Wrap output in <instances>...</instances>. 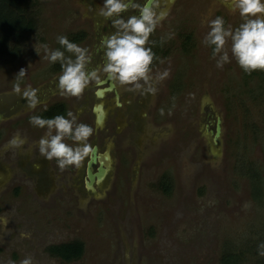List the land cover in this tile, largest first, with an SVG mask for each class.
Listing matches in <instances>:
<instances>
[{
  "label": "rangeland",
  "instance_id": "rangeland-1",
  "mask_svg": "<svg viewBox=\"0 0 264 264\" xmlns=\"http://www.w3.org/2000/svg\"><path fill=\"white\" fill-rule=\"evenodd\" d=\"M99 1L13 0L39 26L20 57L0 64V144L8 140L0 148V264L25 258L33 264H264L258 254L264 242V89L231 56L230 42V62L222 69L202 42L210 30L206 21L222 16L233 28L242 22L229 0H184L178 20L188 28L156 30L147 45L158 58L153 75L165 69L170 75L155 84V95L116 83L118 95L103 98L102 127V113L97 122L92 110L102 100L96 88L90 84L80 98H66L78 121L94 128L91 145L110 156L103 182L86 186L88 157L64 171L55 160L33 165L45 131L29 118L43 117L45 108L28 107L13 90L16 77L24 69L21 88L38 89L39 100L43 91L61 92V64L46 59L43 45L65 51L57 42L65 35L91 53L95 28L105 21L93 9ZM186 35L191 42H184ZM218 117L223 152L216 158L211 143ZM14 137L38 146L9 147ZM68 243H82V256L65 261L51 251Z\"/></svg>",
  "mask_w": 264,
  "mask_h": 264
},
{
  "label": "clouds",
  "instance_id": "clouds-1",
  "mask_svg": "<svg viewBox=\"0 0 264 264\" xmlns=\"http://www.w3.org/2000/svg\"><path fill=\"white\" fill-rule=\"evenodd\" d=\"M229 3L234 12L238 11L242 22L233 28L231 25L226 26L222 16L206 21L210 30L202 41L203 44L212 47L217 68L222 69L230 62L229 51L226 50V44L230 42L231 56L244 72L251 74L264 71V0H229ZM130 10L138 15L124 18L123 14ZM99 14L106 20H111L115 29L102 41L105 57L102 66L89 70L93 59L89 49L70 42L65 35L57 37V42L65 51L53 50L47 44L43 45L46 59L50 63L61 64V94L80 98L91 83H100L102 76H106L114 83L127 87L129 91L155 95L158 91L155 84L164 81L170 75V69L156 71L153 75V62L158 58L147 45L150 43V36L165 19L166 13L158 12L151 0H146L144 4L137 3L136 0H104ZM65 52L70 55H65ZM26 74L24 69L20 70L13 90L18 95L22 93L28 107L34 110L40 103L38 89L30 85L22 89L19 83ZM29 123L45 130L39 141V152L46 160H55L61 171L68 167L79 168L94 152L89 142L94 135V128L79 122L72 111H68L66 116L56 115L53 118L32 115ZM24 142L19 137H14L9 141V147H20ZM258 254L264 257V242L258 245ZM20 264L33 262L30 258H25Z\"/></svg>",
  "mask_w": 264,
  "mask_h": 264
},
{
  "label": "flooded vegetation",
  "instance_id": "flooded-vegetation-1",
  "mask_svg": "<svg viewBox=\"0 0 264 264\" xmlns=\"http://www.w3.org/2000/svg\"><path fill=\"white\" fill-rule=\"evenodd\" d=\"M166 1L169 2L168 5H166ZM195 1H197V0H194L193 2H195ZM103 2H104V0H102V2L99 1V3L94 2V8L93 9L97 10L96 13L99 16H101L99 14V8L103 5ZM136 2L140 3V4H144L146 2V0H136ZM151 2L153 5L156 6L158 12L162 11L163 13H166V18L164 19L165 23L160 24L156 30H158L160 32L163 30L176 32V30L177 31L180 29L185 30L188 28V27H184L186 22H179V20H178L179 14L183 13L182 7L185 5L184 0H182L180 2H179V0H164V1L163 0H151ZM183 11H184V9H183ZM136 14L138 15V13H136L135 11L130 10L129 12L124 13L123 16H124V18H127L128 16L136 15ZM104 20H105L104 22L98 23V25H99L98 29L95 28V36H94V40H93L94 46H93L92 51H91V55H92L93 59H92L91 65H89V70H92L93 68L100 67L105 62L104 48L102 46V41L105 40L108 36H110L115 31V29L112 26L111 20H106L105 18H104ZM161 23H163V22H161ZM191 41H192V38H190L189 35H186L184 38V42L188 43ZM163 56H165V54H163ZM156 60H158V59H156ZM104 83H106V86H103ZM91 86H92V89L96 88V92H95L96 98L99 99V97H102V100H100L99 102H95L93 104V108H92L93 112L97 113V122H98L99 113L104 114V110L106 108L105 102L107 100H105V101L103 100V98L106 95V92H107V94H109L111 92H115L116 96H117L118 95V86L116 83H114L113 81L108 79L106 76H102L100 83L93 82V83H91ZM103 91H105V92L103 93ZM41 95H42L41 96L42 99L39 100L40 101L39 104H41L45 108L42 111L43 118H53L54 116L51 117L49 113L51 111L57 110L58 109L57 106H60V107L63 106L65 108V114L64 115L66 116L67 112L69 111L68 108L72 107V105H73L72 101H70V100L67 101L66 100L67 97L63 96L60 91L55 92L54 90H50V91L46 90V91L41 92ZM57 97H61V98L57 99ZM118 104L120 106L122 105V103L119 102V98H118ZM4 119L1 118L0 122L2 123L4 121ZM105 119H106V117H105ZM105 119H104V121H105ZM1 123H0V125H1ZM99 126L102 127L103 124H101ZM215 126H216V128H215V132H216L217 127H218V118L216 119V125ZM7 142H8V140L1 143L0 148H3ZM69 142H71V141H69ZM93 142H95V139H93ZM36 145L38 146V144L36 143V140H32L29 138H27L25 140V142L23 143V146L25 148L35 149V150H36V147H35ZM92 146H93L94 150L97 149L99 152V147L97 148V145H92ZM38 148H39V146H38ZM4 150L7 152V150H9V149H4ZM99 154H100V152H99ZM34 155H35L36 159H35V162L33 163V165L36 166L37 169H40L41 165L39 163L41 161L46 160V159L41 156L39 150H37V153ZM105 155L106 154L102 155L103 156L102 158H105V159H103L102 163L106 162V156ZM92 156H93V153L87 159L86 168L84 167L86 170L87 181H85V184L87 187H88L89 180H90L89 179V172H88V164H89V161L92 159ZM97 164H98V168L95 172H98L99 167L101 166V162L99 161V159H98ZM0 171H1V169H0ZM0 176H4L2 174V172H0ZM23 179L28 180L27 177H23ZM96 183H98V181Z\"/></svg>",
  "mask_w": 264,
  "mask_h": 264
},
{
  "label": "trees",
  "instance_id": "trees-1",
  "mask_svg": "<svg viewBox=\"0 0 264 264\" xmlns=\"http://www.w3.org/2000/svg\"><path fill=\"white\" fill-rule=\"evenodd\" d=\"M14 5L13 0H0V64L5 58L20 57L25 42L39 26L37 18L28 8H15ZM248 76L259 78L264 89V71H255ZM57 107V110L49 113L51 117L65 114L63 106ZM83 250L82 243L58 244L51 248L53 254L65 261L78 259L82 256Z\"/></svg>",
  "mask_w": 264,
  "mask_h": 264
},
{
  "label": "water",
  "instance_id": "water-1",
  "mask_svg": "<svg viewBox=\"0 0 264 264\" xmlns=\"http://www.w3.org/2000/svg\"><path fill=\"white\" fill-rule=\"evenodd\" d=\"M101 118V124H103L104 122V119H105V115L102 114V117ZM221 123H222V120L220 117H218V127H217V131L214 133V136H213V142L211 143V150L212 148L216 145V146H221L219 144V140L221 139L222 137V132H223V128L221 126ZM221 144H222V141H221ZM212 153H213V150H212ZM220 153V152H219ZM106 155V162H107V159H109V155L108 153H105ZM213 156H215L216 158L218 156H220L218 153H214ZM103 156L99 154L98 150L95 149L94 152H93V156H92V159L89 161V164H88V172H89V184L88 186L89 187H92V185H94L95 182H103L104 179L106 178V175H107V172H108V168L105 167V164L102 163L103 162V159L105 158H102ZM98 159L99 161L101 162V166L99 167V171L98 172H95L93 171V165L94 164H97L98 163Z\"/></svg>",
  "mask_w": 264,
  "mask_h": 264
},
{
  "label": "bare ground",
  "instance_id": "bare-ground-1",
  "mask_svg": "<svg viewBox=\"0 0 264 264\" xmlns=\"http://www.w3.org/2000/svg\"><path fill=\"white\" fill-rule=\"evenodd\" d=\"M168 4H169V2H167ZM162 12V11H161ZM105 91H103V93H104ZM106 112H107V110H104V114H105V117L107 116L106 115ZM103 124H104V122H103ZM219 144L221 145V139L219 140ZM215 146V148L213 147L212 148V150H213V154L214 153H218L219 155H221L222 154V152H223V150H222V146H216V145H214ZM220 152V153H219ZM219 157V156H218ZM104 164H106L107 165V162H104ZM108 166V165H107ZM109 169V168H108Z\"/></svg>",
  "mask_w": 264,
  "mask_h": 264
}]
</instances>
